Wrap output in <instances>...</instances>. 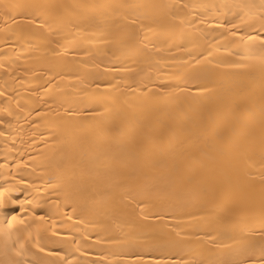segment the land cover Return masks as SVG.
Masks as SVG:
<instances>
[{
  "label": "bare ground",
  "instance_id": "obj_1",
  "mask_svg": "<svg viewBox=\"0 0 264 264\" xmlns=\"http://www.w3.org/2000/svg\"><path fill=\"white\" fill-rule=\"evenodd\" d=\"M0 264H264V0H0Z\"/></svg>",
  "mask_w": 264,
  "mask_h": 264
},
{
  "label": "snow or ice",
  "instance_id": "obj_2",
  "mask_svg": "<svg viewBox=\"0 0 264 264\" xmlns=\"http://www.w3.org/2000/svg\"><path fill=\"white\" fill-rule=\"evenodd\" d=\"M0 195H2V193H0Z\"/></svg>",
  "mask_w": 264,
  "mask_h": 264
}]
</instances>
